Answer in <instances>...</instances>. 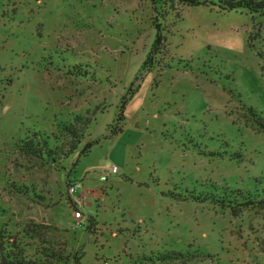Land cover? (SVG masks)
<instances>
[{
    "label": "rangeland",
    "instance_id": "374dc122",
    "mask_svg": "<svg viewBox=\"0 0 264 264\" xmlns=\"http://www.w3.org/2000/svg\"><path fill=\"white\" fill-rule=\"evenodd\" d=\"M152 1L0 0V222L54 228L80 264H264L263 209L189 198L264 182V9ZM73 182L102 190L91 226Z\"/></svg>",
    "mask_w": 264,
    "mask_h": 264
},
{
    "label": "trees",
    "instance_id": "16d2710c",
    "mask_svg": "<svg viewBox=\"0 0 264 264\" xmlns=\"http://www.w3.org/2000/svg\"><path fill=\"white\" fill-rule=\"evenodd\" d=\"M223 1L225 2L220 6V9L225 11L246 8L249 12H259L264 9V2L262 1ZM152 2L153 6L157 5L158 2L162 4L169 2L171 8H176L177 10H179L180 6L200 4V1L196 0H153ZM174 4H176V7H174ZM251 39L252 37L248 35L247 44L251 43ZM164 41L165 38L159 33V30H157L153 44L156 51L164 48ZM148 61L149 57L145 60L144 65H146ZM88 122L89 120L85 119V123ZM255 122L259 124V120L256 119ZM67 124L61 123L60 125L63 127L64 131L74 135V130L68 127L70 125ZM260 126L263 127L262 125ZM118 131H120V128L116 127L115 132ZM54 136L51 135L53 140L55 139ZM31 137L32 138H28L23 142L27 150H32L35 145H39L38 151L34 150V154L41 158L47 157L50 158V160L54 159L53 155L60 150V147L53 145L51 148L50 139L47 136H42L40 133H36L34 138L33 135ZM57 139L58 138L55 139V142H58ZM77 140L78 139L73 138L68 153H74L76 151L79 144ZM89 146L90 145L87 144L79 149L78 156L87 152ZM44 148L47 149L46 152H43ZM256 180L260 181L262 178H256ZM260 182L262 184L258 183V186H260H255L253 193L243 192L239 189H222L217 195H213V193L208 194L209 192H202L198 196L189 198L191 200H210V202L219 205L222 209L229 210L233 215L239 214L245 210H254V208L264 210V182ZM201 196L202 199L199 198ZM88 222L91 226V221ZM8 223V221L0 222V264H80L81 254H78L76 250L69 247V241L53 235L51 232H56L54 228L49 229L44 225L32 221H28L20 227L17 225L10 226V223Z\"/></svg>",
    "mask_w": 264,
    "mask_h": 264
},
{
    "label": "crops",
    "instance_id": "0c3cea01",
    "mask_svg": "<svg viewBox=\"0 0 264 264\" xmlns=\"http://www.w3.org/2000/svg\"><path fill=\"white\" fill-rule=\"evenodd\" d=\"M76 182V181H75ZM74 183V182H73ZM80 187L77 190V195L76 197H72L75 202V207H78L79 209H81L82 213H83V218H88L86 215L87 212H85V209H89L92 204L90 202L91 199H94V201H98L99 198L102 195V190L99 189H85V187L83 186V183L81 184L80 182H78ZM90 198V199H89ZM89 215L91 216V214L89 213ZM92 219L89 217L88 221H91Z\"/></svg>",
    "mask_w": 264,
    "mask_h": 264
},
{
    "label": "built area",
    "instance_id": "2783aa9c",
    "mask_svg": "<svg viewBox=\"0 0 264 264\" xmlns=\"http://www.w3.org/2000/svg\"><path fill=\"white\" fill-rule=\"evenodd\" d=\"M117 173V168L115 166H110L108 168H106L105 171V176H101V181H105L106 180V176L107 175H112V174H116ZM79 188V185L76 183H69L68 184V193L69 194H73L74 192L77 191V189ZM74 219L79 222L81 221V219H83V213L79 210V211H75L74 212Z\"/></svg>",
    "mask_w": 264,
    "mask_h": 264
}]
</instances>
